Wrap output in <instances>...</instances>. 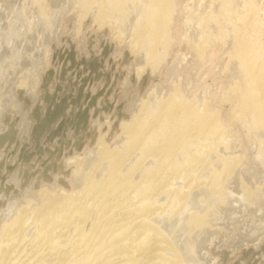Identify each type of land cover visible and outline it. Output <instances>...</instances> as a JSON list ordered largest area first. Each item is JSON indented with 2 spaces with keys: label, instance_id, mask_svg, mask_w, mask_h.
<instances>
[{
  "label": "bare ground",
  "instance_id": "1",
  "mask_svg": "<svg viewBox=\"0 0 264 264\" xmlns=\"http://www.w3.org/2000/svg\"><path fill=\"white\" fill-rule=\"evenodd\" d=\"M217 1L218 21L231 23L232 0ZM34 2L48 22L45 0ZM79 3L82 18L126 22L128 42L153 70L170 55L176 42V0ZM189 16H183L185 25ZM239 20L244 32L233 55L241 83L233 95V116L257 134V154L264 161V55L247 35L257 20L248 14ZM204 21L202 17L199 26ZM194 45L203 56L207 40ZM30 77L35 90L39 74ZM21 79L17 85L25 86L27 78ZM145 97L129 119H121L112 139L107 125L93 147L73 149L65 157L62 166L68 175L55 174L50 180L45 171L40 183L34 180L20 195L6 193L0 264H213L207 243L220 228L219 215L241 200L253 201L257 190L243 182L241 200L231 190L243 157L231 152L234 141L207 101L187 98L178 85L166 97Z\"/></svg>",
  "mask_w": 264,
  "mask_h": 264
},
{
  "label": "rangeland",
  "instance_id": "2",
  "mask_svg": "<svg viewBox=\"0 0 264 264\" xmlns=\"http://www.w3.org/2000/svg\"><path fill=\"white\" fill-rule=\"evenodd\" d=\"M79 2L45 0L50 12L45 22L34 0H0V213L6 193L20 195L34 180L40 183L45 171L50 180L68 175L64 159L73 149L93 147L108 126L112 139L140 99L149 93L166 97L178 85L187 98L207 101L219 112L234 141L231 152L243 157L231 181L236 198L241 200L243 182L257 190L253 201L241 200L219 215L208 258L213 264H264V161L257 154V134L233 116V95L241 83L233 55L244 32L239 17L257 20L247 35L264 55V0H232L231 23L218 21L217 0H176V42L156 70L129 43L126 22L113 26L98 23L94 15L82 18ZM183 16L192 18L188 25ZM202 38L208 44L203 56L194 45ZM32 72L40 77L35 90ZM19 78H27L25 86L17 85Z\"/></svg>",
  "mask_w": 264,
  "mask_h": 264
}]
</instances>
